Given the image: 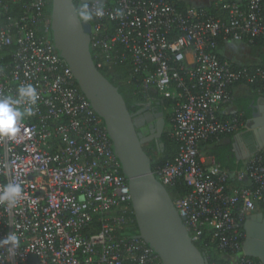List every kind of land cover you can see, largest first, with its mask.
I'll return each mask as SVG.
<instances>
[{"label": "built area", "instance_id": "obj_1", "mask_svg": "<svg viewBox=\"0 0 264 264\" xmlns=\"http://www.w3.org/2000/svg\"><path fill=\"white\" fill-rule=\"evenodd\" d=\"M103 7L90 34L96 66L128 65L124 82L148 103L170 101L166 133L178 149L157 173L166 188L179 180L190 186L173 201L192 242L205 252L213 242L225 264H262L242 249L247 214L264 211V147L233 172L201 147L248 130L241 111L224 116L222 108L239 85L262 94L264 67L222 56L219 43L264 38V0H106ZM116 9L123 15L112 18ZM49 10L50 0H0V96L27 84L38 94L17 135L0 137V187H22L14 207L0 204V241L9 233L19 239L14 249L0 242V264H162L143 239L125 233L133 213L127 178L102 119L53 48Z\"/></svg>", "mask_w": 264, "mask_h": 264}, {"label": "water", "instance_id": "obj_2", "mask_svg": "<svg viewBox=\"0 0 264 264\" xmlns=\"http://www.w3.org/2000/svg\"><path fill=\"white\" fill-rule=\"evenodd\" d=\"M105 1L99 0V3ZM74 8L75 0H50L49 38L71 69L91 107L102 119L113 153L127 178L138 233L126 234L143 239L162 264H209L205 253L192 242L184 218L178 214L166 186L153 172L150 157L143 148L152 136H143L142 127L158 118L159 129L155 137L159 139L166 128L164 111L154 112L151 103L135 113L128 109L122 88L114 85L96 66L90 39L94 30L92 23H77ZM250 108L248 130L254 135L255 150H258L264 147V97L252 101ZM145 110L152 113V117L136 116ZM160 146L164 147V143L160 142ZM233 150L236 161L254 152L240 149L237 143H233ZM243 228L242 252L264 264V211L246 218Z\"/></svg>", "mask_w": 264, "mask_h": 264}, {"label": "trees", "instance_id": "obj_3", "mask_svg": "<svg viewBox=\"0 0 264 264\" xmlns=\"http://www.w3.org/2000/svg\"><path fill=\"white\" fill-rule=\"evenodd\" d=\"M80 2L75 1L76 8L79 7ZM13 12H17L18 10V3L12 4ZM93 23V21H91ZM254 50L264 49V38H256L253 42L249 43ZM264 58V54H263ZM264 60V59H263ZM264 62V61H263ZM244 66H255V64H241ZM256 66L264 67V63L258 64ZM100 70L104 73V75L114 84L120 86L126 98L127 107L131 111V105L134 109L138 108L140 105L137 102H146L145 98L143 97V93L137 85L128 84L124 82V79L130 73V67L125 64H116L113 65L110 69L100 68ZM249 90L253 93L251 98H248V102H243L241 105V111L243 113V118L246 121L251 114L250 105L252 101H256L259 96L264 97V92L262 94L256 91V88L252 85H248ZM150 95L156 96L154 92H150ZM152 103V105H156L160 110L164 111L165 120H166V128L169 124V113L163 109V107H170V101L164 100V104H158L156 102ZM166 128L163 135L162 142L164 143L163 152L158 153L153 145H147L143 148L146 153L149 155L151 160L152 170L155 173L156 177L159 178L157 171L164 166L167 161H170L176 154L178 145L174 142H171L167 138ZM242 134L243 137H252L251 131L242 130L239 132ZM237 133L227 134L222 136L223 138H227L229 141L226 140H219V141H209L207 144H204L201 147L202 153L205 155H212L216 161L224 168H227L229 171L233 172L234 170L238 169L241 166L239 161H236L235 153L233 150V142L235 139V135ZM255 151V150H254ZM233 181V180H231ZM167 190L172 197L173 200L179 197H183L189 193L191 190L190 186H188L183 180H179L174 186L167 187ZM132 221L129 224L128 231L131 234L138 233L137 225L134 220V214H131ZM125 232V233H126ZM208 240H211L208 238ZM212 243V244H211ZM210 248L205 252L199 245L197 248L205 253L209 264H225L227 260L225 256L221 255L213 246V242L210 241Z\"/></svg>", "mask_w": 264, "mask_h": 264}, {"label": "clouds", "instance_id": "obj_4", "mask_svg": "<svg viewBox=\"0 0 264 264\" xmlns=\"http://www.w3.org/2000/svg\"><path fill=\"white\" fill-rule=\"evenodd\" d=\"M96 7L89 6L87 0H81L80 6L73 9L75 20L79 24L89 23L94 18H102L105 10L102 3L96 0ZM123 15L120 9L115 10L112 18ZM38 100L36 89L31 85H21L17 88L15 96H0V137L14 138L19 132L18 122L24 117L34 114L33 106ZM22 194V187L19 183H7L0 187V204L6 203L8 207H14ZM10 245L13 249L19 246V239L14 233H9L0 241Z\"/></svg>", "mask_w": 264, "mask_h": 264}, {"label": "crops", "instance_id": "obj_5", "mask_svg": "<svg viewBox=\"0 0 264 264\" xmlns=\"http://www.w3.org/2000/svg\"><path fill=\"white\" fill-rule=\"evenodd\" d=\"M218 0H182L183 5L188 6H209ZM242 1V0H232ZM219 52L222 56L234 60L238 64H255L260 65L264 63L263 54L264 49L254 50L249 43L239 42L233 40H223L219 43ZM253 93L249 90L247 85H239L234 89V100L222 108L224 116H230L233 112L239 111L243 102H248V98H251ZM262 97V96H259ZM248 124V123H247ZM238 134V133H237ZM220 140L229 141L227 138H221ZM233 143H237V138ZM204 155V153H202ZM247 158V157H246ZM246 158L239 160L241 165Z\"/></svg>", "mask_w": 264, "mask_h": 264}, {"label": "flooded vegetation", "instance_id": "obj_6", "mask_svg": "<svg viewBox=\"0 0 264 264\" xmlns=\"http://www.w3.org/2000/svg\"><path fill=\"white\" fill-rule=\"evenodd\" d=\"M77 1V0H75ZM148 102H137V104H139L140 106L136 109L133 108V106L131 105V112L135 113L139 108L146 106ZM262 103V102H261ZM152 109L154 112H158V110H160L156 105H152ZM137 117H142V118H149L152 117V113L149 114V112L147 110L143 111L142 113H139L136 115ZM158 129H159V121L158 118H155L153 120H151L149 123H146L143 127H142V134L145 137H149L152 136V138L144 143V146L147 145H153L156 149V151L160 154L163 152V147L160 146V142H162L163 140V135H164V131L162 132V135L159 139H156L155 135L158 133ZM248 131V130H246ZM253 135V134H252ZM236 138H237V144L239 146L240 149L245 150V151H254L256 149V140L254 135L252 137H243L241 133L236 134ZM262 211H255V212H249L246 216V218H248L251 215L254 214H258ZM245 218V219H246Z\"/></svg>", "mask_w": 264, "mask_h": 264}, {"label": "rangeland", "instance_id": "obj_7", "mask_svg": "<svg viewBox=\"0 0 264 264\" xmlns=\"http://www.w3.org/2000/svg\"><path fill=\"white\" fill-rule=\"evenodd\" d=\"M169 109H170V107H169ZM167 112H168V109H167ZM168 127H169V124H168Z\"/></svg>", "mask_w": 264, "mask_h": 264}]
</instances>
